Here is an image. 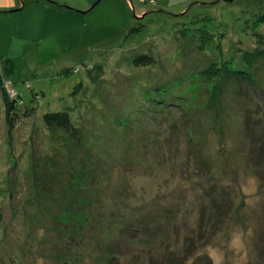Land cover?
<instances>
[{
    "label": "rangeland",
    "instance_id": "1",
    "mask_svg": "<svg viewBox=\"0 0 264 264\" xmlns=\"http://www.w3.org/2000/svg\"><path fill=\"white\" fill-rule=\"evenodd\" d=\"M11 1L0 67L25 106L9 122L0 88V264H124L135 218L165 210L150 264L192 237L181 264H264V55L244 58L264 0Z\"/></svg>",
    "mask_w": 264,
    "mask_h": 264
},
{
    "label": "trees",
    "instance_id": "2",
    "mask_svg": "<svg viewBox=\"0 0 264 264\" xmlns=\"http://www.w3.org/2000/svg\"><path fill=\"white\" fill-rule=\"evenodd\" d=\"M261 21L264 23V15L262 17ZM257 55V56H255ZM258 55L263 56L264 55V48L261 50H258L254 53H245L244 58L247 61V64L251 66V62L253 59L257 58ZM153 62V57L148 54H142L138 58L134 59V63L136 65H149ZM12 69V63L10 61H7L5 63L4 67V72L3 69L0 67V88L3 92V100L4 104L6 106V113L9 118V122L13 123L18 118L21 116V113H18V109H21L23 106H25L24 101H18L16 104L11 103V98L7 97L6 95V88L5 84L2 82L3 79V73L9 72ZM210 72L214 73L212 70H207V74H211ZM227 72L230 74H236V76H240L241 79H246L250 83H254L255 77L252 75L251 72L245 69H240L239 67H233L227 69ZM256 86V85H255ZM264 90V89H263ZM264 96V93H263ZM27 115L30 114V112H24L22 115ZM44 121L48 125L56 126V127H61L64 129H69L71 128V123H70V117L68 112L66 111H56V112H48L44 114ZM263 148V147H262ZM261 152L263 151L260 149ZM261 156V155H260ZM215 210V209H214ZM169 211L170 210H165V213L163 215L160 214H153L151 215H142L141 218L137 217L135 218L134 223L129 227L130 229L135 226L134 230H129L126 231L127 233L129 232L130 235H128L130 240H134L136 244L140 245L138 247V250L134 255H132L124 264H150L149 260L146 261L145 258L146 255H151L153 250H158L160 245L165 242V240H168L169 236V231L167 229V223L169 222ZM203 213H206L204 216V220L208 218L209 221H211V215L213 214L214 211L211 213L205 212V210H202ZM202 213V216H203ZM172 218V217H171ZM206 223V222H205ZM197 230L195 228L192 229V231L196 234L202 235L203 231V224H201ZM162 229V230H161ZM198 235V236H199ZM193 237L191 239L192 243ZM149 243V244H148ZM191 243L186 245L184 247V253H187L190 255L191 252ZM148 244V246L144 245ZM178 257L174 252H168L164 253V260L166 264H181L182 261H185V259L188 257ZM199 256V255H198ZM118 255L113 256L106 264H121L120 260L118 259ZM199 256L198 258H200ZM200 264H211V261L205 257V259H200ZM66 264H69L66 262Z\"/></svg>",
    "mask_w": 264,
    "mask_h": 264
},
{
    "label": "crops",
    "instance_id": "3",
    "mask_svg": "<svg viewBox=\"0 0 264 264\" xmlns=\"http://www.w3.org/2000/svg\"><path fill=\"white\" fill-rule=\"evenodd\" d=\"M94 0H89L87 5H90ZM14 7L13 2L11 0H8L6 2L0 0V9H8Z\"/></svg>",
    "mask_w": 264,
    "mask_h": 264
},
{
    "label": "water",
    "instance_id": "4",
    "mask_svg": "<svg viewBox=\"0 0 264 264\" xmlns=\"http://www.w3.org/2000/svg\"><path fill=\"white\" fill-rule=\"evenodd\" d=\"M98 1H99V0H97V1L95 2V4H96ZM95 4H94V5H95Z\"/></svg>",
    "mask_w": 264,
    "mask_h": 264
}]
</instances>
